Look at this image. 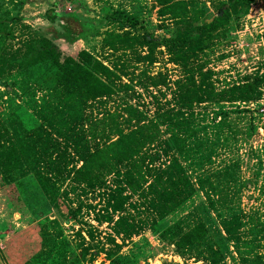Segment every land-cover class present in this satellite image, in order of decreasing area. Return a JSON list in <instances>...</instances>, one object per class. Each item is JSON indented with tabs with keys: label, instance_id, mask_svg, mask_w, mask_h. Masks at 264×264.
<instances>
[{
	"label": "rangeland",
	"instance_id": "1",
	"mask_svg": "<svg viewBox=\"0 0 264 264\" xmlns=\"http://www.w3.org/2000/svg\"><path fill=\"white\" fill-rule=\"evenodd\" d=\"M5 1L0 7V16L22 19L5 26V31H13L15 38L6 37L0 41L1 56L19 55L24 50L21 42L34 35V31H48L50 23L43 17L47 9L68 11L71 8L68 1ZM20 1L24 3L19 5ZM187 1L190 2L189 19H193L191 24L171 19L170 15L161 17L160 6L154 0H82L88 8L84 13L92 18L102 19L118 10L136 16L143 22L135 32L137 37L146 29L156 36V40L162 36L192 34L202 20L216 14L221 0ZM124 30L108 20L101 25L99 33L85 40L78 39L69 44L59 39L55 43L60 62L78 59L80 52L86 50L112 69L115 93L103 104H99V99L92 100L90 114L94 119L111 114L114 122L128 132L136 123L133 120L130 124L125 122V102L144 111L148 118L158 110L177 109L180 106L175 81L184 82L187 73L172 60L168 47L160 40L152 51L138 42L116 48L105 45V32ZM135 34L131 31V35ZM195 55L191 65L202 64L203 71L211 72L208 82L215 92L240 81L246 74L264 80V0H254L247 13L231 18L220 37L212 39ZM37 72L34 70L33 73ZM21 80L23 75L5 65L0 83V124L21 142L22 161L29 175L9 185L3 182L0 169V264H110L107 250L139 264H164L165 261L176 264H264V81L260 85L262 94L259 98L236 105L247 111L231 113V117L239 118L242 128L250 117L254 118L257 131L250 137L241 133L228 145H220L221 141L216 153L202 166L197 167L200 159H194L195 153L190 159H181L191 186H183L187 193L170 198L169 207L159 211L150 204L155 194L149 184L153 181L154 169L166 158L161 156L152 165L147 160L157 146L150 143L143 148L145 159L139 170L144 175L147 171L151 173L145 175V180L140 178L139 184L133 185L135 189L125 181L121 163L111 170L102 166L103 170H97L99 180L88 182L76 169L82 161L74 156L71 163V146L64 150L63 142L50 133L40 137L38 143L33 141L38 138L34 134L38 121L30 106L39 101L43 91L37 90L32 96L36 86L30 80L29 85L21 89ZM3 83L11 85L8 87ZM225 106L224 109H231L230 105ZM216 108V101H205L192 108L194 123L198 126L207 124L208 137L212 133L209 123ZM15 111L19 116L17 119L21 120L18 123L10 120ZM109 125H112L110 120ZM159 128L158 139L161 140L165 135L163 127ZM196 134L197 138L204 137L203 130ZM111 137L116 139L114 135ZM194 143L196 138L190 137L187 141L190 150ZM47 147L53 151L51 158L61 162L52 171L47 157L38 159ZM201 152L208 155L205 146ZM228 165L236 167L240 183L227 187L226 198L223 193H211L208 199L204 189L197 185L198 178L209 175L217 179L216 170ZM118 169L119 174L116 173ZM41 172L44 177L39 183L37 177ZM132 174L137 177L136 169ZM118 184L122 194L115 189ZM204 186L208 188V182ZM111 196L116 201L123 199L119 211L113 212ZM231 197L232 202L229 201ZM231 204L240 206L243 213L231 209ZM236 212L243 223L239 229H233L231 237L224 231L223 222L225 217H233ZM107 216L112 219L107 221ZM119 216L123 218L117 226L120 233L114 227ZM198 223L206 225L207 236L178 248L176 240ZM236 237L239 241L235 245Z\"/></svg>",
	"mask_w": 264,
	"mask_h": 264
},
{
	"label": "trees",
	"instance_id": "2",
	"mask_svg": "<svg viewBox=\"0 0 264 264\" xmlns=\"http://www.w3.org/2000/svg\"><path fill=\"white\" fill-rule=\"evenodd\" d=\"M57 1L55 3L68 1L71 4L70 10L47 9L43 14L44 19L50 23L47 32L34 31V35L21 42L24 50L19 52V55H0V83L2 84L1 76L5 72V65H7L16 69L18 74L23 75V80H21L19 86L21 89L24 88V85H29L31 80L33 85L36 86L35 91L31 93L32 96L35 95L37 90L43 91L39 101L37 100L30 106L34 112V117L38 121L37 126L34 128V134L38 138L33 141L38 143L40 137L50 133L63 142L65 145L64 150L71 146V155L73 156L71 157V163L74 156L77 157V160L82 161V164L76 169L86 181L99 180L97 177L99 171L97 170H103L102 166L110 167L111 170L117 163H121L124 165L125 181L135 189L136 187L133 185L139 184L140 178L145 180V175L151 173L147 171L144 175L139 169L143 166L145 159L142 150L146 145L152 143L153 146L157 147H155L153 154L147 156L148 163L152 165L161 156L167 160L165 159L154 169L153 181L149 184V187L156 197H151L150 204L155 209L164 211L169 207L170 198L187 193V189L183 186H191L187 171L181 164V159L183 161L190 159V155L195 153L197 155L194 156V159H200V162L199 160L197 162V167L202 166L210 160L212 154L216 153L221 141L220 145H228L241 133H244L246 137H250L257 131V126L253 122L254 118L250 117L247 120L248 123L242 128L239 124V118L231 117V113L247 111V108L238 109L236 105L260 97L262 94L260 85L264 81L262 77L258 78L246 74L240 81L215 92L213 85L208 82L211 72L203 71L202 64L191 65L196 56L195 54L204 50L212 39L220 37L222 30L226 28L231 18L247 13L254 0H221L216 14L208 20H202L192 34L162 36L157 40L156 36H153L146 29L140 37H137L135 32L139 31V27L143 26V22L136 16H130L124 10H118L102 19H96L84 13L88 11V8L82 0ZM154 1L160 6L158 12L161 17L170 15L171 19L176 21L192 23L193 19H189L190 13L188 11L190 2L187 0ZM5 3V0H0V7ZM23 3L24 1H20L18 4L22 5ZM220 11H222L221 14ZM21 19V17L5 18V16H0V41L6 37L15 38L13 31H5V26ZM108 20L118 25L119 29H125V32H105L103 42L106 46L116 48L117 45L132 46L134 42H138L141 45H147L152 51L157 41L160 40L163 45L168 47L172 60L181 65L187 73L184 82L175 81L179 96L177 103L180 106L177 109L158 110L153 117L148 118L144 111L138 110L132 104L125 102L123 108L127 113L125 122L130 124L133 120L136 123L128 132H125L114 122L111 114L109 117L103 116L101 119H94L90 114L92 111L89 110V107H91L92 100L99 99V104H103L115 93L113 79L115 73L112 69L86 50L80 52L78 59L69 58L64 62H60L59 49L55 43L59 39L69 44L78 39L85 40L89 36L99 33L101 25ZM131 31L136 36L131 35ZM34 70H38V72L33 73ZM196 76L198 77L197 80L195 79ZM23 81L26 83L23 84ZM3 85L9 87L11 83H3ZM123 87L129 88L127 85ZM205 101H216L218 105V108L212 113L209 123V126L212 127V137L211 134H209V137L212 139L208 137L209 132L205 130L208 127L207 124L198 126L193 119L192 108ZM225 105H230L231 109H224ZM12 114L10 120H15L18 123L20 118L17 119L18 114L16 111ZM109 120L112 125H109ZM87 123L89 125L85 127ZM160 126L163 127L162 133L165 135L161 140L158 139ZM201 130L204 131V137L197 138L196 133ZM113 135L116 139L112 140L111 136ZM190 137L196 138V143L193 144L191 150L187 145ZM20 144L21 142L17 137L10 134L5 125L0 124V169L5 184L11 185L13 182L29 175V172H25L26 165H23L21 156L23 147L19 146ZM204 146L208 154L206 156L201 152ZM52 154L51 147H47L42 154L43 156L38 157L39 160L44 157L48 158L51 171L61 165V162L56 158H51ZM204 161L205 163H203ZM54 164L58 165L55 166ZM235 168L232 165L218 168L215 172L217 179L209 175L198 178L197 185L199 189H204L208 199H210L211 193L215 195L223 193L224 198H226L228 195L227 187L230 184L240 183ZM134 169L137 173L136 178L132 174ZM119 171V169L116 170V173L119 174ZM38 174V177L37 175L36 177L40 183L44 176L42 172ZM204 181L208 182V188H205ZM119 187L118 184L115 189L122 194ZM236 188L238 189L239 186ZM110 200L113 201V204L109 201L113 212L122 208L123 199L116 201L111 196ZM229 201L232 202L233 197L229 198ZM230 207L243 213L240 206L234 207L231 204ZM233 215L235 216L228 215L225 217L223 222L224 231L231 237L234 233L233 229H239L243 223L241 220L239 221L241 217L237 216V212ZM106 219L108 221L112 218L107 216ZM122 220V216H119L114 222L115 230L118 233L121 231L117 226H120ZM207 232L206 225L198 223L191 230L182 233L176 240V245L178 248L192 245L205 238ZM235 241H237L234 242L236 245L239 238L236 237ZM96 253L94 252V254ZM106 256L110 264H139L135 260L118 253L112 254L108 250ZM79 259L77 258V261ZM164 264L176 263L165 261Z\"/></svg>",
	"mask_w": 264,
	"mask_h": 264
},
{
	"label": "water",
	"instance_id": "3",
	"mask_svg": "<svg viewBox=\"0 0 264 264\" xmlns=\"http://www.w3.org/2000/svg\"><path fill=\"white\" fill-rule=\"evenodd\" d=\"M222 13V11H220V14Z\"/></svg>",
	"mask_w": 264,
	"mask_h": 264
}]
</instances>
